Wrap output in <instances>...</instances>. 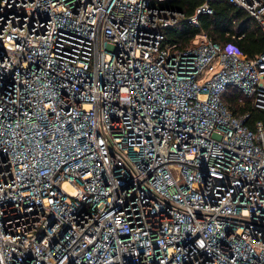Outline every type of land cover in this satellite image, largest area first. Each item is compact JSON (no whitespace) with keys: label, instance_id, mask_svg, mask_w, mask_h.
<instances>
[{"label":"built area","instance_id":"2783aa9c","mask_svg":"<svg viewBox=\"0 0 264 264\" xmlns=\"http://www.w3.org/2000/svg\"><path fill=\"white\" fill-rule=\"evenodd\" d=\"M209 1L0 0V264H264V52L167 41Z\"/></svg>","mask_w":264,"mask_h":264},{"label":"trees","instance_id":"16d2710c","mask_svg":"<svg viewBox=\"0 0 264 264\" xmlns=\"http://www.w3.org/2000/svg\"><path fill=\"white\" fill-rule=\"evenodd\" d=\"M202 2L203 0H166L164 4L180 11L187 18L194 14ZM209 5L212 13L198 15L197 27L182 20L175 28L167 29V41L186 46L192 36L204 32L219 45L227 43L236 45L248 58L264 52V34L246 12L228 3L227 0H210ZM235 93V89L229 91L224 100L225 104L235 116L250 112L251 118L245 122L249 126L260 115L249 102L239 107Z\"/></svg>","mask_w":264,"mask_h":264}]
</instances>
